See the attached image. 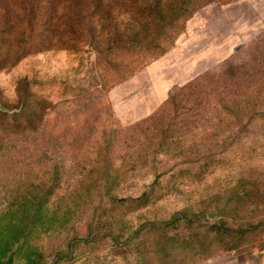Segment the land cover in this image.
<instances>
[{
	"label": "rangeland",
	"instance_id": "rangeland-1",
	"mask_svg": "<svg viewBox=\"0 0 264 264\" xmlns=\"http://www.w3.org/2000/svg\"><path fill=\"white\" fill-rule=\"evenodd\" d=\"M0 264H264V0H0Z\"/></svg>",
	"mask_w": 264,
	"mask_h": 264
}]
</instances>
